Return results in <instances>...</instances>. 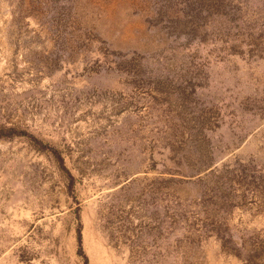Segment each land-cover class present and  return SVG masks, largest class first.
<instances>
[{
    "label": "rangeland",
    "instance_id": "374dc122",
    "mask_svg": "<svg viewBox=\"0 0 264 264\" xmlns=\"http://www.w3.org/2000/svg\"><path fill=\"white\" fill-rule=\"evenodd\" d=\"M0 264H264V0H0Z\"/></svg>",
    "mask_w": 264,
    "mask_h": 264
}]
</instances>
